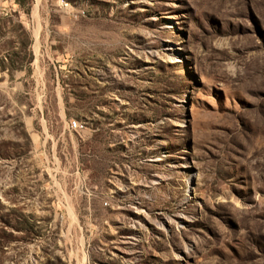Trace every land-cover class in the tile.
<instances>
[{
	"label": "rangeland",
	"instance_id": "374dc122",
	"mask_svg": "<svg viewBox=\"0 0 264 264\" xmlns=\"http://www.w3.org/2000/svg\"><path fill=\"white\" fill-rule=\"evenodd\" d=\"M0 264H264V0H0Z\"/></svg>",
	"mask_w": 264,
	"mask_h": 264
},
{
	"label": "built area",
	"instance_id": "2783aa9c",
	"mask_svg": "<svg viewBox=\"0 0 264 264\" xmlns=\"http://www.w3.org/2000/svg\"><path fill=\"white\" fill-rule=\"evenodd\" d=\"M71 127L74 130H79L81 128V125L77 123L76 121H73Z\"/></svg>",
	"mask_w": 264,
	"mask_h": 264
}]
</instances>
